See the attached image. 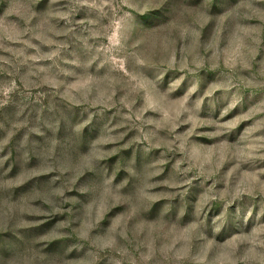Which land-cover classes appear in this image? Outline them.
<instances>
[{"label":"rangeland","instance_id":"1","mask_svg":"<svg viewBox=\"0 0 264 264\" xmlns=\"http://www.w3.org/2000/svg\"><path fill=\"white\" fill-rule=\"evenodd\" d=\"M0 264H264V0H0Z\"/></svg>","mask_w":264,"mask_h":264}]
</instances>
